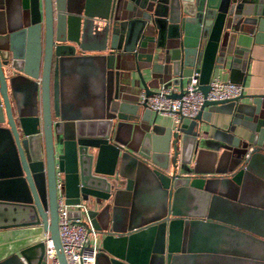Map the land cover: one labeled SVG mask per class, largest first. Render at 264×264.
Wrapping results in <instances>:
<instances>
[{"label":"water","instance_id":"1","mask_svg":"<svg viewBox=\"0 0 264 264\" xmlns=\"http://www.w3.org/2000/svg\"><path fill=\"white\" fill-rule=\"evenodd\" d=\"M100 1L95 20L89 0H0V131L13 158L0 179L7 184L0 218L12 205L27 225L48 233L65 264L58 171L64 202L85 204L82 224L97 235L93 264H174L191 250L192 230L221 226L213 222V200H235L264 181V94L205 100L174 127L158 125L139 95L173 86L178 92L170 96L179 97L194 72L205 95L215 70L243 86L250 48L264 45V0ZM79 16L83 35L98 41L91 55L77 54L84 51ZM241 34L250 47L237 45ZM82 60L98 90L95 108L84 115L63 96L70 63ZM212 112L229 121L207 137L202 125ZM145 191L150 206L143 216L138 200ZM259 238L264 264V229ZM38 247L45 264L44 243Z\"/></svg>","mask_w":264,"mask_h":264},{"label":"crops","instance_id":"2","mask_svg":"<svg viewBox=\"0 0 264 264\" xmlns=\"http://www.w3.org/2000/svg\"><path fill=\"white\" fill-rule=\"evenodd\" d=\"M89 11L97 20L101 11V1L89 0ZM79 18L78 37H82L79 41L84 51L77 54L91 55L98 41L96 36H84L83 20L81 16ZM250 43L249 36L239 35L238 46L248 48ZM248 57L242 94H264V45H253ZM68 68L63 96L70 104L71 110L84 115L92 111L98 102L97 85L88 69V62L73 61ZM212 76H217L220 80H228L226 71L215 70ZM21 100L25 101L26 98ZM153 115L154 113H151L150 116ZM155 116L158 125L165 127L176 125L169 116L157 114ZM228 121V115L212 112L209 125L203 124L202 128L208 131L207 137H211L215 129L226 128ZM236 131L239 132V129L237 128ZM12 166L13 158L8 151L4 134L0 131V179L9 174ZM262 171L264 172V169ZM125 178V174L118 176L120 188L124 187ZM6 185L4 182L0 183V194L6 193V189H3ZM146 194V191L142 192L138 200V211L143 216L148 213L150 206ZM211 203V214L216 219L213 222L221 226H209L204 229L197 226L192 230L194 241L191 250L176 255L174 264H262V261L258 260V242L259 234L264 229V181L256 179L235 200L215 199ZM9 206L5 207L8 208V213L2 214L0 218V261L17 255L25 264H42L38 245L44 241L46 232L39 225H27L25 218L18 213L15 214L12 210L13 206Z\"/></svg>","mask_w":264,"mask_h":264},{"label":"built area","instance_id":"3","mask_svg":"<svg viewBox=\"0 0 264 264\" xmlns=\"http://www.w3.org/2000/svg\"><path fill=\"white\" fill-rule=\"evenodd\" d=\"M209 89L203 95L198 88V73L194 72L189 81L182 87L179 97H171L177 93L176 87L159 86L152 95L145 97L141 92L139 101H145L151 113L169 116L175 124L181 118H191L199 111L203 101H223L238 97L242 94V86L228 80H220L211 76ZM56 217L57 231L65 264H93L94 256L99 248L97 235L91 227L86 228L82 223L88 221L86 206L83 203L67 204L62 194V176L55 172ZM79 211L78 217H71L70 212ZM43 255L46 264H59L52 240L45 233ZM25 264V262L23 261Z\"/></svg>","mask_w":264,"mask_h":264},{"label":"rangeland","instance_id":"4","mask_svg":"<svg viewBox=\"0 0 264 264\" xmlns=\"http://www.w3.org/2000/svg\"><path fill=\"white\" fill-rule=\"evenodd\" d=\"M17 264H21L20 261H19V259H17Z\"/></svg>","mask_w":264,"mask_h":264}]
</instances>
